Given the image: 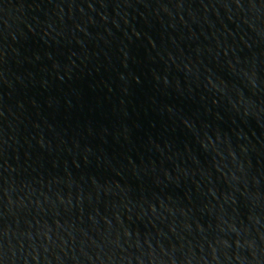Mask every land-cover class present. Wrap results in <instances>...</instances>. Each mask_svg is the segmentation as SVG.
<instances>
[{
  "label": "water",
  "instance_id": "95a60500",
  "mask_svg": "<svg viewBox=\"0 0 264 264\" xmlns=\"http://www.w3.org/2000/svg\"><path fill=\"white\" fill-rule=\"evenodd\" d=\"M0 264H264V0H0Z\"/></svg>",
  "mask_w": 264,
  "mask_h": 264
}]
</instances>
